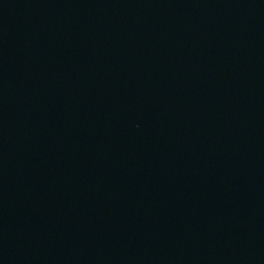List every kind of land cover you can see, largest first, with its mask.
Returning a JSON list of instances; mask_svg holds the SVG:
<instances>
[{"label":"water","instance_id":"obj_1","mask_svg":"<svg viewBox=\"0 0 264 264\" xmlns=\"http://www.w3.org/2000/svg\"><path fill=\"white\" fill-rule=\"evenodd\" d=\"M0 264H264V0H0Z\"/></svg>","mask_w":264,"mask_h":264}]
</instances>
